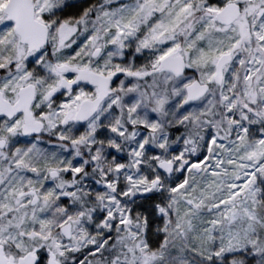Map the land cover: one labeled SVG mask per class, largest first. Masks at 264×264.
<instances>
[{"label": "snow or ice", "instance_id": "6c2138e0", "mask_svg": "<svg viewBox=\"0 0 264 264\" xmlns=\"http://www.w3.org/2000/svg\"><path fill=\"white\" fill-rule=\"evenodd\" d=\"M0 264H264V0H0Z\"/></svg>", "mask_w": 264, "mask_h": 264}]
</instances>
